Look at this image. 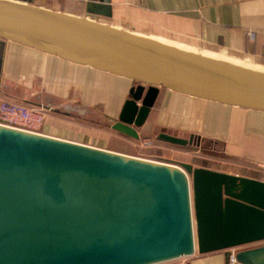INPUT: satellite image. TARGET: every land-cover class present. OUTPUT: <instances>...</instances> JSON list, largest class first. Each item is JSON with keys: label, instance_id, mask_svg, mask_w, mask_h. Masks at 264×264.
<instances>
[{"label": "water", "instance_id": "obj_1", "mask_svg": "<svg viewBox=\"0 0 264 264\" xmlns=\"http://www.w3.org/2000/svg\"><path fill=\"white\" fill-rule=\"evenodd\" d=\"M88 0L86 13L100 6ZM0 41L133 82L116 132L139 139L165 89L264 113V73L30 0H0ZM171 146L200 139L160 133ZM264 182L0 124V264H163L225 252L264 264Z\"/></svg>", "mask_w": 264, "mask_h": 264}, {"label": "crops", "instance_id": "obj_2", "mask_svg": "<svg viewBox=\"0 0 264 264\" xmlns=\"http://www.w3.org/2000/svg\"><path fill=\"white\" fill-rule=\"evenodd\" d=\"M31 2L47 10L88 18L264 73V0H94L102 9L92 15L86 13L88 0ZM132 86L130 80L0 41V102L7 100L44 109L46 118L39 132L42 135L88 145L78 140L80 133L74 129L80 118L68 111L100 104L105 108L104 115L116 123ZM165 126L173 129L172 135L178 138L184 139L188 133L189 137L222 143L229 170L196 168L264 182V113L159 89L145 124L137 129V140L151 138L156 130L166 129ZM112 138L115 142L105 141V146L96 148L138 157L122 149L120 142L126 136L114 132ZM183 263L225 264V252L207 255L196 252L191 257L163 264Z\"/></svg>", "mask_w": 264, "mask_h": 264}, {"label": "rangeland", "instance_id": "obj_3", "mask_svg": "<svg viewBox=\"0 0 264 264\" xmlns=\"http://www.w3.org/2000/svg\"><path fill=\"white\" fill-rule=\"evenodd\" d=\"M136 31L144 33L143 29L136 28ZM195 49L201 50L198 47ZM57 112L60 113V111ZM61 112H64V110L62 109ZM68 112L71 113L72 116L80 118L74 126V129L80 133L78 140H81L85 144L94 147L105 146V141L115 142V140L112 138V135H114V132H116L112 129L114 122L104 115L105 108H103L100 104L96 105L95 107H87L82 109L73 108ZM166 127L167 126H165V128ZM172 130L173 129L170 128H160L155 131L151 138H141L140 140H137V142L134 141V139L127 137L123 142H120L121 147L126 152L150 160L188 164L193 168L206 167L219 170L230 169V167L224 162L225 157L221 142L200 139V147H178L171 146L157 139L159 133H166L169 135L174 134V131ZM194 137L196 138L197 136ZM183 138L189 139V134L187 133ZM147 140H149L151 144L146 145L145 142ZM261 245H264V243L240 248L235 251H240L245 248L258 247Z\"/></svg>", "mask_w": 264, "mask_h": 264}, {"label": "built area", "instance_id": "obj_4", "mask_svg": "<svg viewBox=\"0 0 264 264\" xmlns=\"http://www.w3.org/2000/svg\"><path fill=\"white\" fill-rule=\"evenodd\" d=\"M45 118V110L42 108L30 107L7 100L0 102L1 125L40 134L39 132L45 122ZM145 144L149 145L151 143L147 140ZM230 263H234V251L230 257Z\"/></svg>", "mask_w": 264, "mask_h": 264}, {"label": "bare ground", "instance_id": "obj_5", "mask_svg": "<svg viewBox=\"0 0 264 264\" xmlns=\"http://www.w3.org/2000/svg\"><path fill=\"white\" fill-rule=\"evenodd\" d=\"M200 55V54H199ZM202 56V55H201ZM204 57V56H203ZM207 58V57H206ZM218 61V60H217ZM233 65V64H232ZM246 69V68H245Z\"/></svg>", "mask_w": 264, "mask_h": 264}, {"label": "trees", "instance_id": "obj_6", "mask_svg": "<svg viewBox=\"0 0 264 264\" xmlns=\"http://www.w3.org/2000/svg\"><path fill=\"white\" fill-rule=\"evenodd\" d=\"M132 82V81H131ZM133 83V82H132Z\"/></svg>", "mask_w": 264, "mask_h": 264}]
</instances>
